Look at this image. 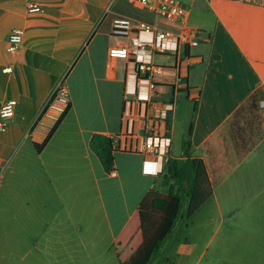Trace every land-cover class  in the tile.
I'll use <instances>...</instances> for the list:
<instances>
[{
	"label": "crops",
	"instance_id": "obj_1",
	"mask_svg": "<svg viewBox=\"0 0 264 264\" xmlns=\"http://www.w3.org/2000/svg\"><path fill=\"white\" fill-rule=\"evenodd\" d=\"M182 3L186 26L210 39L188 56L152 58L182 68L151 83L132 61L108 56L120 44L113 27L180 34L183 24L128 0H0V110L16 102L0 131L1 255L119 264L113 243L186 148L205 162L214 189L195 215L208 204L222 219L234 209L251 230L252 215L264 211V0ZM14 30L23 42L10 52ZM61 79L67 106L51 100ZM152 133L169 138L165 156L143 152ZM94 134L113 139L110 171L90 147Z\"/></svg>",
	"mask_w": 264,
	"mask_h": 264
},
{
	"label": "trees",
	"instance_id": "obj_2",
	"mask_svg": "<svg viewBox=\"0 0 264 264\" xmlns=\"http://www.w3.org/2000/svg\"><path fill=\"white\" fill-rule=\"evenodd\" d=\"M188 53L186 50L184 56ZM44 145L35 144L37 148ZM90 147L110 171L115 153L113 139L94 134ZM160 185L169 187V191L152 189L113 243L119 264H150L176 229L183 206L186 204L187 219H191L214 192L205 162L193 157L169 160Z\"/></svg>",
	"mask_w": 264,
	"mask_h": 264
},
{
	"label": "built area",
	"instance_id": "obj_3",
	"mask_svg": "<svg viewBox=\"0 0 264 264\" xmlns=\"http://www.w3.org/2000/svg\"><path fill=\"white\" fill-rule=\"evenodd\" d=\"M116 0H109L113 3ZM137 3L153 14L164 19L183 24L180 34L165 31L159 27L144 25L138 29H132L124 22H118L112 29V35L120 39L118 46H113L108 50V56L113 59H124L132 61L138 71L144 74L151 83L162 80L166 76H173L181 73L182 65L176 62L174 66L157 64L152 58L170 54H178L179 51L185 53L202 42L209 41V37L203 38L200 30L186 26L190 16V8L186 7L179 0H128ZM30 12H40L42 8L38 4H31ZM186 26V27H185ZM141 33L151 35V39L144 40ZM8 51L15 52L23 42V32L14 30L9 35ZM172 43V47L167 46ZM174 46V47H173ZM56 100L63 105H69V91L65 80L61 79L56 86L51 100ZM15 101L4 103L0 110V131L5 130L6 121L12 119L15 114ZM260 108L264 109V98L260 101ZM146 106V103H145ZM169 150V138L161 137L155 133L146 137L143 145V152L154 156H165ZM116 175L115 172L112 173ZM1 176V174H0Z\"/></svg>",
	"mask_w": 264,
	"mask_h": 264
},
{
	"label": "rangeland",
	"instance_id": "obj_4",
	"mask_svg": "<svg viewBox=\"0 0 264 264\" xmlns=\"http://www.w3.org/2000/svg\"><path fill=\"white\" fill-rule=\"evenodd\" d=\"M201 33L204 34L203 31ZM157 63L170 64L165 59ZM157 189L164 193L169 191V187ZM234 211L231 209L222 219L208 204L187 219L185 204L171 238L153 256L150 264H264V211L252 215L251 230L248 225H245L247 230L240 228ZM18 255H10L7 249L3 255L0 254V264H9L15 259L17 264H21ZM53 258L57 260L56 256ZM32 261L36 263L35 252L25 260L26 264H33Z\"/></svg>",
	"mask_w": 264,
	"mask_h": 264
},
{
	"label": "water",
	"instance_id": "obj_5",
	"mask_svg": "<svg viewBox=\"0 0 264 264\" xmlns=\"http://www.w3.org/2000/svg\"><path fill=\"white\" fill-rule=\"evenodd\" d=\"M185 152L184 155L187 157V158H190L191 157V154L189 153V150L186 148L185 149Z\"/></svg>",
	"mask_w": 264,
	"mask_h": 264
}]
</instances>
